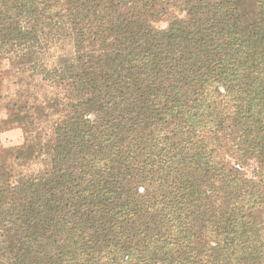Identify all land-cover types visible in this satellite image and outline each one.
I'll list each match as a JSON object with an SVG mask.
<instances>
[{"label": "trees", "instance_id": "trees-1", "mask_svg": "<svg viewBox=\"0 0 264 264\" xmlns=\"http://www.w3.org/2000/svg\"><path fill=\"white\" fill-rule=\"evenodd\" d=\"M0 44L51 78L6 123L53 134L0 172V264H264V0H0Z\"/></svg>", "mask_w": 264, "mask_h": 264}, {"label": "rangeland", "instance_id": "rangeland-1", "mask_svg": "<svg viewBox=\"0 0 264 264\" xmlns=\"http://www.w3.org/2000/svg\"><path fill=\"white\" fill-rule=\"evenodd\" d=\"M153 25L158 30L164 29L167 26V21L159 19L153 22ZM25 27H27L25 22H20V30ZM68 29L66 24L60 23L54 32H52L53 36L50 41L42 42L43 46H39V44L34 46L37 54L33 58L42 57L45 63H48L47 66L44 65L46 68H50V64L54 61L58 64L72 61L74 52L72 36ZM44 43L47 44L44 45ZM26 52L27 49L24 46L18 47L15 44H0V61L2 65L0 67V97L7 94L11 95V99H3L4 103L10 101L9 103L12 104L13 99L21 98L23 93L26 96L31 91L39 92L41 90L40 85L42 87H45V85L49 87L51 84V78L47 76L45 71L37 67L32 69L27 68L29 60H27ZM24 53L26 54L25 61H21L19 57L25 55ZM48 90L50 91L49 88ZM59 91L60 88L58 87V90L54 92ZM5 116L6 119L2 121V117ZM6 122L7 113L3 107V102L0 100V130L13 125L14 128L18 129V135L21 138L18 143L11 146H4L0 142V172L7 171L13 177H17L18 175H40L46 171L50 160V145L53 140V134L51 132L48 137L40 139L38 138V133L46 128L49 129L51 124L22 129L17 123ZM27 137L29 138L28 141ZM252 170V164L246 167L244 173L248 178H251ZM260 213L258 220H264V206L260 210Z\"/></svg>", "mask_w": 264, "mask_h": 264}, {"label": "crops", "instance_id": "crops-1", "mask_svg": "<svg viewBox=\"0 0 264 264\" xmlns=\"http://www.w3.org/2000/svg\"><path fill=\"white\" fill-rule=\"evenodd\" d=\"M2 118L1 119L3 121L4 119H6V116L2 117ZM11 127H8L6 129L0 130V142L4 146L14 145V144L18 143L21 140V138L18 135V129L14 128L13 125Z\"/></svg>", "mask_w": 264, "mask_h": 264}]
</instances>
